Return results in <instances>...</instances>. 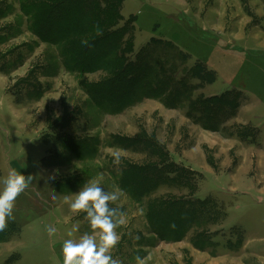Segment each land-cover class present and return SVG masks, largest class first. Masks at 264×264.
I'll use <instances>...</instances> for the list:
<instances>
[{"label": "rangeland", "instance_id": "rangeland-1", "mask_svg": "<svg viewBox=\"0 0 264 264\" xmlns=\"http://www.w3.org/2000/svg\"><path fill=\"white\" fill-rule=\"evenodd\" d=\"M86 2L0 0V181L32 177L0 264H64L88 182L117 264H264V0Z\"/></svg>", "mask_w": 264, "mask_h": 264}, {"label": "clouds", "instance_id": "clouds-1", "mask_svg": "<svg viewBox=\"0 0 264 264\" xmlns=\"http://www.w3.org/2000/svg\"><path fill=\"white\" fill-rule=\"evenodd\" d=\"M115 155L119 159V153ZM30 179L32 177H26L13 169L0 181V231H4L8 222L14 218L16 199L24 192ZM122 195L120 189L108 191L99 183L88 182L75 194L74 199L63 197L64 203H67L73 212L85 214L93 230L92 233H85L77 239L64 240V264H117L110 250L119 240L115 229L123 225L125 220L120 208L111 205L120 200ZM52 199L57 197L53 196ZM47 231L51 236L57 230L49 226ZM145 259L137 256L136 262L145 264Z\"/></svg>", "mask_w": 264, "mask_h": 264}, {"label": "trees", "instance_id": "trees-1", "mask_svg": "<svg viewBox=\"0 0 264 264\" xmlns=\"http://www.w3.org/2000/svg\"><path fill=\"white\" fill-rule=\"evenodd\" d=\"M94 2H95V1H94ZM94 2H91V0H88V2H86L85 7L90 9V5H91L92 3H94ZM48 10H50V9H48ZM89 11H90V10H88L87 13H89ZM94 22H95V21H94ZM94 22H90L91 24H89V27L91 26L90 29H89L90 31H91L92 29H94L93 31H97L96 28H95L96 26H95ZM164 213H165V212H160V213H158V216H160V217H167L168 214H167V213L164 214Z\"/></svg>", "mask_w": 264, "mask_h": 264}]
</instances>
